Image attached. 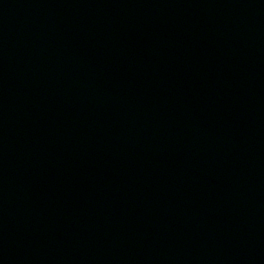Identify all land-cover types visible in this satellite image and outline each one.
Instances as JSON below:
<instances>
[{
  "label": "water",
  "instance_id": "obj_1",
  "mask_svg": "<svg viewBox=\"0 0 264 264\" xmlns=\"http://www.w3.org/2000/svg\"><path fill=\"white\" fill-rule=\"evenodd\" d=\"M0 264H264V0H0Z\"/></svg>",
  "mask_w": 264,
  "mask_h": 264
}]
</instances>
